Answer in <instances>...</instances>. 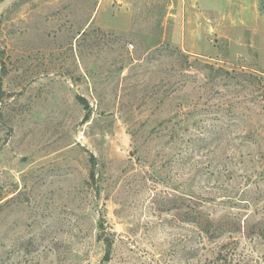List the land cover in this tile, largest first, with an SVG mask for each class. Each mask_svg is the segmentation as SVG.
Wrapping results in <instances>:
<instances>
[{
	"label": "rangeland",
	"instance_id": "rangeland-1",
	"mask_svg": "<svg viewBox=\"0 0 264 264\" xmlns=\"http://www.w3.org/2000/svg\"><path fill=\"white\" fill-rule=\"evenodd\" d=\"M123 1L0 0V264H264V0L203 56Z\"/></svg>",
	"mask_w": 264,
	"mask_h": 264
},
{
	"label": "crops",
	"instance_id": "crops-1",
	"mask_svg": "<svg viewBox=\"0 0 264 264\" xmlns=\"http://www.w3.org/2000/svg\"><path fill=\"white\" fill-rule=\"evenodd\" d=\"M238 1L225 0L232 6L231 12L230 9L227 10L228 16H233L227 17L232 23H225L227 27L225 38H234L232 32L237 30L247 32V28L254 36L255 27H257L255 24L261 21L258 0H250L249 7L246 3L244 4L245 0L240 5H237ZM106 2L113 6L110 13L113 24L109 28L128 31L132 24V11L129 4L123 0H106ZM165 9L160 24V34L156 36L157 43L168 42L193 55H208L212 45L207 33L214 30L216 32L215 27L220 26L219 21L222 22V15H218V10L221 14L223 13L220 0H168ZM248 13L250 21H247ZM232 25H234L233 28Z\"/></svg>",
	"mask_w": 264,
	"mask_h": 264
},
{
	"label": "trees",
	"instance_id": "trees-1",
	"mask_svg": "<svg viewBox=\"0 0 264 264\" xmlns=\"http://www.w3.org/2000/svg\"><path fill=\"white\" fill-rule=\"evenodd\" d=\"M81 101H83V102H84V100H82V99H81ZM85 106H86V108L88 107V105H87V104H85ZM206 230H208V229H206Z\"/></svg>",
	"mask_w": 264,
	"mask_h": 264
}]
</instances>
